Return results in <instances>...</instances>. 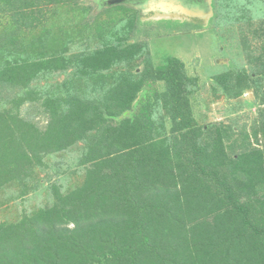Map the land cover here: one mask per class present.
Segmentation results:
<instances>
[{
	"label": "trees",
	"instance_id": "16d2710c",
	"mask_svg": "<svg viewBox=\"0 0 264 264\" xmlns=\"http://www.w3.org/2000/svg\"><path fill=\"white\" fill-rule=\"evenodd\" d=\"M88 8L0 0V192L27 196L45 157L81 142L84 166L74 187L53 185L52 204L0 222V264H264V109L240 143L235 124H200L192 106L199 77L184 61L155 63L130 39L136 17L117 33L120 19L103 29ZM86 33L101 47L72 54ZM144 53V68L134 67ZM72 65L91 91L104 71L125 68L100 95L66 82L63 94L45 96L43 126L22 117L21 105L41 92L31 84ZM215 80L227 96L254 88L264 104V64L232 66Z\"/></svg>",
	"mask_w": 264,
	"mask_h": 264
},
{
	"label": "rangeland",
	"instance_id": "374dc122",
	"mask_svg": "<svg viewBox=\"0 0 264 264\" xmlns=\"http://www.w3.org/2000/svg\"><path fill=\"white\" fill-rule=\"evenodd\" d=\"M220 2L221 0H212L209 15L204 13L206 15L204 17H187L180 13L158 11L146 14L140 7L123 2L101 4L96 0H80V3L89 7L87 19L94 21L97 17L96 20L103 29L120 19L113 25V29L118 33V29L128 24V18L136 17L135 24L129 32L130 39L145 45L155 63L162 56L174 55L184 61L190 76L199 77L198 89L196 87L192 94L193 111L198 122L206 126L212 123L235 124L240 143L242 141L240 132L245 131L244 128L250 132L252 123L260 115V109H264V104L260 106L258 93L254 88L244 89L236 96H227L221 84L215 79L232 66L246 68L248 71L261 69V65L264 64V0H229V3H224L222 7L219 5ZM184 4L190 10L194 9L190 8L192 7L190 2ZM51 15L48 14V18ZM84 35L78 36L71 45L72 54L83 49L101 47V37L89 36L87 33ZM122 36L124 35L120 33L117 37ZM145 61L146 53L133 60V66L143 69ZM124 68V65H119L110 71H104L107 76L97 81L99 86L97 91H91L92 86L85 88V79L74 73L75 65L67 72H54L47 78L37 79L31 85L41 91L37 94L38 99L27 100L21 105V115L43 126L46 118L41 101L45 96L61 91L63 94L66 82L71 88L76 87L74 90L79 91L81 88L80 95L84 93L100 95V85L117 79L119 70ZM70 81L73 85H70ZM262 85L263 91V82ZM231 142L232 140L227 144ZM252 142L256 143V140L253 139ZM82 152L81 142L67 150L47 155L46 165L36 169L34 181L38 185L37 189L25 197H15L17 193L15 188L9 187L1 191L0 222L18 220L23 213L52 204L55 184L63 191L77 185L84 175V166L79 164Z\"/></svg>",
	"mask_w": 264,
	"mask_h": 264
},
{
	"label": "flooded vegetation",
	"instance_id": "af4514ba",
	"mask_svg": "<svg viewBox=\"0 0 264 264\" xmlns=\"http://www.w3.org/2000/svg\"><path fill=\"white\" fill-rule=\"evenodd\" d=\"M186 3L187 1L190 2L192 5V7L190 8H194V9H198L199 11L206 13V15L208 14V10L211 9L212 6V0H184ZM108 0H101V4L103 3H107ZM184 2V3H185ZM130 4V5H135L136 7H140L143 12H145L146 14L148 13H154L155 11L157 12H164L166 13L164 10H166V8H169L168 13H180L183 14V16H187V17H201V16H191V15H187V13H183L181 11H177L175 10L174 6H179L180 8H182V6H180V4H177L178 2L174 3L173 0H126L123 2V4ZM164 9V10H163Z\"/></svg>",
	"mask_w": 264,
	"mask_h": 264
},
{
	"label": "water",
	"instance_id": "95a60500",
	"mask_svg": "<svg viewBox=\"0 0 264 264\" xmlns=\"http://www.w3.org/2000/svg\"><path fill=\"white\" fill-rule=\"evenodd\" d=\"M124 1H126V0H108L107 3L115 4V3H121V2H124ZM164 1H167V0H164ZM173 1H174V3L178 2L177 4H180V6H182V8H180L179 6H174L175 10H177V11H181V12H183L185 14L187 13V15H191V16H203V17L206 16L203 12L199 11L198 9L190 10L189 8H187V6L181 0H173ZM164 11L166 13H168L169 8H166V10H164Z\"/></svg>",
	"mask_w": 264,
	"mask_h": 264
}]
</instances>
